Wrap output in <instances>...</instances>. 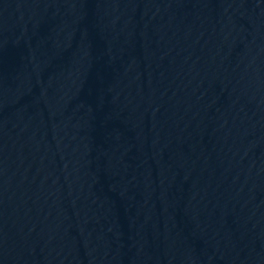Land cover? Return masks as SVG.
<instances>
[{
    "label": "water",
    "instance_id": "1",
    "mask_svg": "<svg viewBox=\"0 0 264 264\" xmlns=\"http://www.w3.org/2000/svg\"><path fill=\"white\" fill-rule=\"evenodd\" d=\"M0 264H264L232 0H0Z\"/></svg>",
    "mask_w": 264,
    "mask_h": 264
}]
</instances>
